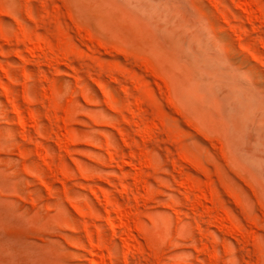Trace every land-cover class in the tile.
<instances>
[{
  "label": "rangeland",
  "instance_id": "rangeland-1",
  "mask_svg": "<svg viewBox=\"0 0 264 264\" xmlns=\"http://www.w3.org/2000/svg\"><path fill=\"white\" fill-rule=\"evenodd\" d=\"M0 264H264V0H0Z\"/></svg>",
  "mask_w": 264,
  "mask_h": 264
}]
</instances>
